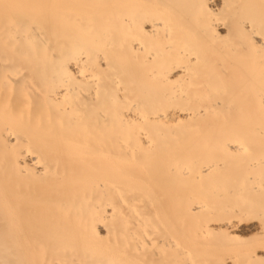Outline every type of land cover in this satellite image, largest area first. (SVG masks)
Wrapping results in <instances>:
<instances>
[{
  "label": "bare ground",
  "instance_id": "bare-ground-1",
  "mask_svg": "<svg viewBox=\"0 0 264 264\" xmlns=\"http://www.w3.org/2000/svg\"><path fill=\"white\" fill-rule=\"evenodd\" d=\"M0 264H264V0H0Z\"/></svg>",
  "mask_w": 264,
  "mask_h": 264
},
{
  "label": "rangeland",
  "instance_id": "rangeland-1",
  "mask_svg": "<svg viewBox=\"0 0 264 264\" xmlns=\"http://www.w3.org/2000/svg\"><path fill=\"white\" fill-rule=\"evenodd\" d=\"M213 252H217L216 250H214ZM219 253V252H218Z\"/></svg>",
  "mask_w": 264,
  "mask_h": 264
}]
</instances>
